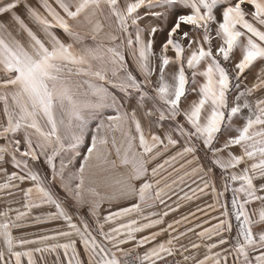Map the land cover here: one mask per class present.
<instances>
[{
	"label": "snow or ice",
	"instance_id": "1",
	"mask_svg": "<svg viewBox=\"0 0 264 264\" xmlns=\"http://www.w3.org/2000/svg\"><path fill=\"white\" fill-rule=\"evenodd\" d=\"M0 264H264V0H0Z\"/></svg>",
	"mask_w": 264,
	"mask_h": 264
}]
</instances>
